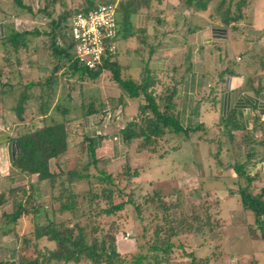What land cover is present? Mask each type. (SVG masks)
Segmentation results:
<instances>
[{
	"label": "rangeland",
	"instance_id": "rangeland-1",
	"mask_svg": "<svg viewBox=\"0 0 264 264\" xmlns=\"http://www.w3.org/2000/svg\"><path fill=\"white\" fill-rule=\"evenodd\" d=\"M106 1L109 0H95V4H102ZM119 1L114 0V3ZM157 1L148 0L149 9L147 12L145 13L146 10L141 8L137 20L132 19L133 31L139 27H146L147 31H150L154 18L164 19L163 24L161 23L157 29L164 35L168 33L167 40L171 46L150 56L147 55V47L144 45H138L139 51L133 52L131 46H136L135 42L130 44L131 49L122 51V48L118 47V51H120L117 55V63L120 66L119 75L123 79L132 78L139 82L141 76H145L140 61H148L146 76L153 87L150 90L155 95H167L174 91L175 99L173 98V102L174 105L178 106V117L182 126H198V130L187 140V144L182 138L168 135L159 140L157 144L161 152L165 151L162 158H158V154L136 153L135 147L138 142L123 143L118 131L126 123L136 118L139 99H128L112 83L110 74L107 72L101 73L97 80L91 81L84 76L80 79L77 76H71L68 71L65 72L67 69L63 66L64 68L60 69L52 78L55 80L53 81L54 86L51 88L53 99L49 105V110H51L50 116L55 120L60 118L57 114L52 113L57 103L67 111L65 125L68 137V154L59 157L58 160H50V172L56 175L57 168H61L63 172L75 169L79 173L94 175L95 172L90 167L87 171H81V166L89 162L87 153L83 152V148H86L87 144L85 139L89 137L97 142L94 157L97 159V167L100 170L110 173L114 178L124 166L129 167L131 172L136 171L138 173L137 178L132 179L128 187L132 191L133 204L126 205L122 211L111 216L98 215L92 212L94 209L92 207H90V211L86 195L89 190L95 189V181L89 179L71 184L72 193L78 197L75 202V210L73 213L60 214L57 212L59 205L56 201L61 190L58 182L56 186L50 188L46 181H40L37 184L40 197L33 199V202L27 199L26 194L29 193L30 195L29 185L36 182L34 175H24L25 178L16 180L15 184L10 187H23L27 193L24 195L18 193L16 197L23 202L25 201L24 204L28 208L32 205L43 208L49 213L47 216H51L50 220L54 223L63 224L68 228L75 225L82 227L87 242H90L93 237L99 238L105 234H112L116 252L126 256V259L138 254H146L147 248L155 238L164 235V231H160L156 236L154 231L158 227L165 228L170 225V223L164 222L163 218L165 217L167 221L183 218L192 229L190 232H183L170 239L172 248L166 257L161 253H154L157 256L148 254V262L151 264H153L151 256L156 257L157 261H160L159 264H190L192 260L197 263L204 259H208L210 264H252V256L258 263L263 264L264 253L261 252H264V246L258 247L256 242H248V237L245 236L248 233L246 226L251 225L254 219L248 211L241 209L238 188L245 187V178L251 177L248 168L252 166V162L248 157L251 155L258 157L263 152L261 145L264 130L261 128L264 127V123H257L260 126H257L255 130H252L253 125H249V129L246 131L228 133L218 123L219 114L216 106L219 96V90L216 89L218 86L222 87L217 74L223 67V61L229 58L230 54L228 61L230 59L235 61L241 68H243L242 64L247 61L239 58L238 52L233 51L231 53L226 43L223 44L224 46H219L220 42L209 43L203 51H199L200 49L197 48L200 46L197 41H195L196 45L193 49L189 47L192 40H186L182 44L181 31L184 27L179 23L180 20L173 18L175 23L173 25L170 16H162L166 11L160 15L157 14V12L162 11L156 5ZM165 1V9L178 8L182 5V0ZM258 1L262 2L263 0ZM160 2L163 1L160 0ZM257 3L252 6V9L256 10L259 7L263 9L264 5ZM35 4L32 6V11L36 13L29 16L28 20L17 21L18 24L14 27L16 29H29L33 26L42 28L45 33L42 41L49 43L50 24L59 23L61 17L70 15L72 11L82 8L84 1L54 0L52 2V0H45L44 4L47 13L50 14L49 18H45L39 13L44 7L43 2L38 4L35 2ZM216 4L217 2L214 1L207 6L204 17L209 14L214 17ZM147 15H149L148 19L146 18ZM174 15L177 16V14ZM117 19L119 20V14H117ZM260 21L264 27V21ZM210 22L211 24L217 23L214 19ZM241 25L242 23L239 22L236 26L238 30L233 33V37L230 35L232 37L230 43L235 48H239L242 44L244 46L245 43L248 44L252 38L251 27L244 28ZM255 26L257 25L254 19L252 27ZM169 38L174 42L170 41ZM147 43L151 44L149 41ZM260 43L264 45V41ZM251 47L253 51L249 47L246 48V50H250L246 56L260 53L258 45ZM187 49L190 52H186ZM221 50H224L225 55ZM43 53L40 51L33 56L28 57L26 55L28 58L25 61L30 64L29 71L25 66L27 63L22 59L25 56L20 53L19 60L21 63L24 62V66L21 64L16 66L15 64L16 67L3 69L0 72V84L11 85L15 88L24 86L27 82L47 77L52 71L54 62L48 53L44 59ZM185 54H187L186 61L183 60ZM222 55L225 56L223 60L218 58ZM246 56L244 59L247 58ZM218 59L222 60V63L218 62ZM260 59L262 62L259 63L261 67L259 68L262 70L264 57H260ZM162 60L163 64L166 61L164 67L160 65ZM2 63L0 57V65ZM186 63L189 64V72H184ZM19 66L21 67L18 70ZM252 68H256V65H253ZM17 73L20 74V78ZM0 90L2 89L0 88ZM4 91L3 94L10 90L5 87ZM17 93L18 90L15 89L8 93L9 98L2 100L5 110L7 107L12 108L9 117L5 116L9 125H14L18 121L13 110ZM31 108L34 110L35 105L33 104ZM88 108H91L94 113L85 115ZM29 116V110H25L21 114L22 121L17 127V131L10 132L12 137L21 134L24 130L39 126L41 123L39 119L34 122L33 126L30 125ZM204 124L206 126H203ZM174 164H178L179 167ZM170 166L172 170H170ZM235 167H240L241 171L235 172ZM176 168L182 173L174 176V174H178ZM174 177L175 180H173ZM263 181L264 176L262 175H258L252 180L248 185L251 195L258 194L264 186ZM154 192H157V197L169 207L166 212L155 209L151 204L145 202L146 199L152 197ZM172 204L177 206L172 208L170 206ZM90 205L94 206L93 204ZM10 207L11 203L5 202L1 206L0 213L2 209L10 213ZM100 207H103L102 203H100ZM44 215L45 212L44 214L42 212L36 221L31 216H25L15 223L10 233H0V262L15 264L17 254L31 256V258L39 256L38 259L40 260L42 255L55 248L53 243L44 238H34L35 227L45 224ZM261 222L264 223V219ZM3 224H5V220L0 217V229L4 227ZM228 226L234 228L233 235L226 230ZM262 230L264 231V227ZM258 248L260 252L257 251ZM249 253L251 258L248 256ZM67 264L91 263L82 257L77 263Z\"/></svg>",
	"mask_w": 264,
	"mask_h": 264
},
{
	"label": "trees",
	"instance_id": "trees-1",
	"mask_svg": "<svg viewBox=\"0 0 264 264\" xmlns=\"http://www.w3.org/2000/svg\"><path fill=\"white\" fill-rule=\"evenodd\" d=\"M83 1L84 5L82 8L72 11L70 15L61 17L59 23L50 24L49 43L42 41L45 37L44 29L34 26L21 31L10 28L6 33L2 32L3 35L0 37V42L4 47V52L1 57L3 63L0 65V72L3 69L14 67L17 63L16 59L19 51L27 52L28 48H32L33 50L31 52L34 53L38 49L44 50L45 58L48 53L49 57L54 62L52 71H50L47 77L37 79L36 81H30L24 86L21 85L15 88H12L11 85L0 84V88L2 89L0 90L1 95L5 92V86L11 87L10 90H18L15 107L13 108L16 113V118L18 119L17 123H21V114L25 110H29L30 125L33 126L34 122H37L38 119L41 122L39 126H35L34 129L28 128L29 130H24L15 137H12L9 133L4 135L10 151V170L12 172V177L21 179L24 175H34L36 177V182L29 185L30 195L29 193L26 194L27 191L20 186L14 188L8 187L6 190L0 192V210L5 202L11 203L10 213L5 212L4 209H2L0 213V217L5 220V224H3L4 227L0 229V233H10L15 223L25 216H31L32 219L36 221L39 215L45 212V224L35 227L34 238H44L55 245V248L48 251L45 255H42L40 260L38 259L39 256L31 258V256L17 254L15 264L77 263L82 257L91 264H151L148 262V254L161 253L166 257L169 250L172 248L170 239L183 232H190L192 229L183 218L167 221L164 217V222L170 223V225L165 228L162 226L158 227L154 231L156 236L160 231H164V235L155 238L153 243L147 248L146 254H138L126 259V256L119 255L116 252L115 240L112 234H105L99 238L93 237L90 242H87L86 234L82 227L75 225L74 227L68 228L63 224H56L50 220L51 216H47L49 213L44 211L43 208L34 205L28 208L26 204H24L25 201L23 202L16 197L18 193L22 195L26 194L27 199L33 202V199L37 198L34 187L40 181H46L50 188L56 186L58 182L61 190L56 199L59 205L57 212L60 214L66 212L73 213L75 210V202L78 197L72 193L70 189L71 184L93 179L95 181V189L89 190L86 195L90 211V207H92L94 208L92 212L98 215L111 216L122 211L126 205L133 204L131 199L132 191L129 190L128 187L130 181L137 178L138 173L136 171L131 172L129 167L124 166L117 177L114 178L110 173L100 170L97 167V159L94 157L97 142L89 137H86V148H83V152L87 153L89 162L81 166V171H87L90 167L95 172L94 175L79 173L75 169L63 172L61 168H57L58 172L56 175L50 172L49 161L58 160L59 157L68 154V137L65 125L67 111L63 106L57 103L52 113L57 114L60 118L59 120H55L50 116L51 110H49V105L53 99L51 88L54 86L53 81L55 80V78L54 80L52 78L60 69L64 68L63 66L67 69L65 72L67 73L68 71V74L71 76H77L79 79L84 76L91 81L97 80L101 73L107 72L110 74L112 83H114L128 99H139L136 109V118L126 123V125L118 131L123 143L130 144L132 141L138 142L135 147V152L138 154H144L143 152L149 155L158 154L157 157L162 158L165 151L161 152L158 149L159 145L157 144L159 140H162V138L164 139L165 136L171 135L175 138H182L187 141L191 138V135L198 130V126H182L178 117V106L174 105L173 102V98L175 99L174 91L167 95H155V93L150 90L153 87L146 76L148 67L147 60L140 61L142 72H145V76H141L139 82H136L132 78L123 79L119 75L120 66L117 63V55L120 51H118V47L123 48L124 44H132L135 42L136 46H131L133 49L129 47L133 52L137 53L139 51L137 49L138 45L147 47L148 56L158 52L157 48H154L155 45L153 43H151L152 45L147 43L146 36L148 34L145 32V29L138 28L133 31L132 19L140 14L141 8L146 11L149 9L148 0H120L118 3H114V0H109L102 4H95V0ZM214 1L217 2L214 11L218 16V18L214 20L221 24L223 28L229 27L230 30L234 31L238 29L236 26L239 22L245 23L246 11L250 7L251 0H182L181 3L186 10L196 14L200 11H206L207 6L214 3ZM42 2L44 4L45 0ZM52 2H54V0H52ZM98 5H115L113 17L114 35L109 41L113 42L116 48L113 54L101 58L98 65H95L93 69H89L75 59L73 43L65 38L64 33L73 13L79 12L85 14ZM43 6L40 13L45 18H49L50 14L47 13L45 4ZM117 14H119V20L117 19ZM147 18H149V15H147ZM212 19V16H207V26H210V20ZM198 22L199 19H197V23ZM197 23L187 26L189 33L199 30L200 27L196 26ZM153 40L156 41L154 38ZM127 49L128 47L124 50ZM224 57L218 56V58L222 60ZM184 59H187V55H184L183 60ZM226 64L229 66L222 72L223 74H230L232 72L230 66H233V62L227 60ZM39 70L41 71V69ZM188 70L189 66L187 65L184 72ZM33 104L35 105L34 110L31 108ZM93 113L94 111L88 108L85 115H91ZM219 123L228 133L245 130L241 112L237 108L230 109L224 117L219 119ZM257 126L256 123L252 130H255ZM261 129L264 130L263 127ZM10 132L13 133L14 129ZM234 169L235 172L241 171L240 167H235ZM237 174L239 175L240 173ZM175 175L177 174H174V176ZM173 180H175V177ZM252 180L253 178L250 177L245 178L246 186L238 188V196L241 209L248 211L249 214L252 215L254 223L258 224L259 221L264 219V186L259 190L258 194L251 195L248 185ZM121 183L122 185L120 186ZM157 195V192H154L152 197L146 199L145 202L151 204L155 209L166 212L169 207H167L166 203L161 201ZM100 203L103 204V207H100ZM170 206L175 208L177 205L172 204ZM151 257L153 264L160 263V261H157L156 257ZM0 264L3 263L0 262ZM190 264L210 263L208 259H204L197 263H194V260H192Z\"/></svg>",
	"mask_w": 264,
	"mask_h": 264
},
{
	"label": "crops",
	"instance_id": "crops-1",
	"mask_svg": "<svg viewBox=\"0 0 264 264\" xmlns=\"http://www.w3.org/2000/svg\"><path fill=\"white\" fill-rule=\"evenodd\" d=\"M43 0H0V37L3 35V33H6V31H8V29L13 28L16 31H20V30H24L23 29H16V27H14L15 25H17V21H24V20H28L29 16L33 15L34 11H32L33 9V5H36L35 2L41 3ZM163 2H160V0H158L156 3V5H158V7L161 8L162 11L157 12V14H161L162 12L166 11L162 16H170L171 17V21L172 24L174 25V21L173 18H175L176 20L179 19L180 20V24L182 27V31H181V38H182V44L188 40H192L190 44V49H193V47L196 45L195 41H197L199 43V47H197L198 49H200L199 51H203V49L205 47H207L206 45L209 43H213V42H220V45H223L226 43V45L229 47L230 52L232 53L233 51H236L239 53L238 57L241 58L243 61H247L245 64H242L243 68L239 67L238 64L235 61H231L233 62V66H230L231 68V73L227 74L224 73L222 71H224L229 65L226 64V61L229 60V58L226 59V61H223V67L222 69H220V71L217 74L218 80H220V84L222 83V87H219L216 90H219V96H218V101H217V113L219 114V119L224 117L226 115V113L233 108H237L240 110L241 112V118L244 122V129L245 131L248 130V126L249 125H253L254 122L259 123V122H263L264 123V68H262V70L260 69V64L262 62V60L260 59V57H264V45H262V43L264 41V27H262V22L260 20L264 21V7L262 9V7L257 8L256 10L252 9V6L254 4H260V5H264V0L261 2H259L258 0H251L250 2V7L248 8V10L246 11V20L245 23H242V27H251L250 30L253 32L252 33V38L250 39L251 41L247 44L245 43L244 46L242 44V46H239V48H235L231 45L230 41L232 42V37H233V33H235L237 30H230L229 27L227 28H223L221 26V24L216 23V24H210V26H207L206 24V19L207 16H205L204 12H199V13H192L189 10H186L181 4L180 7H171L168 9H165V4L166 1L162 0ZM161 3V4H159ZM38 12V11H37ZM147 11H145L146 13ZM40 13V12H39ZM174 14H177V16H175ZM28 15V16H27ZM210 15V14H209ZM141 16V15H140ZM211 16V15H210ZM136 17V18H135ZM134 17V20H137V16ZM156 17V16H155ZM147 18V16H146ZM213 19L218 18L217 14H214V17H212ZM148 19V18H147ZM197 19H199V22L197 23ZM255 19L256 25L254 28L252 27V21ZM154 23L152 25V28L150 31H147L146 27H139V29H145V32L148 34L146 36V40L153 43L155 46L154 48H157L158 52L160 51H164V49L166 47L171 46L170 42L167 40L168 39V33H166V35H164V33H160L157 29V27L159 25H161L162 21L164 19L161 18H154ZM197 23L196 26H199V30H196L192 33H189V29L187 28V26L190 24H194ZM22 24H24L22 22ZM163 24V23H162ZM241 27V29H242ZM3 32V33H2ZM230 35H232V37H230ZM156 39L155 40H153ZM171 38V37H170ZM170 41L174 42L172 39H170ZM180 38V39H181ZM230 39V40H229ZM160 40V42H159ZM131 43V42H130ZM228 43V44H227ZM261 44V45H259ZM253 45H258L259 49H260V53H257L256 55H250L246 56L248 54V52H250V50H246V48H250L252 50ZM130 44H124L123 46V50L125 48H129ZM224 46V45H223ZM222 46V47H223ZM3 45L0 42V57H2L1 55H3L4 49H3ZM235 48V50H234ZM245 48V49H243ZM33 49L32 48H28L27 52L24 51H19L20 53H23V55L25 56V58H22L25 60H27V58L29 56H33L35 54H37L40 51L44 50H36V52H31ZM122 50V51H123ZM253 51V50H252ZM157 52V53H158ZM186 52H190V50L187 49ZM222 53H224V50H221ZM257 52V51H255ZM17 55V63L16 66H18L19 64H21L22 66H24V62H20V55ZM28 57H27V56ZM45 54L43 53L42 56H44ZM187 55V54H185ZM225 55V53H224ZM22 56V54H21ZM223 56V55H222ZM247 57L244 59V57ZM221 57V56H220ZM45 59V56H44ZM185 61L187 59H184ZM221 61V62H220ZM26 62V61H25ZM218 62L222 63V60H219ZM27 64H25L27 71L30 70V64L29 62H26ZM260 63V64H259ZM163 67L166 65V61L163 64V60L162 63L160 64ZM187 65V63H186ZM189 65V64H188ZM253 65H256V68H252ZM15 67V65H14ZM21 66L18 67V70ZM260 67V68H259ZM18 72V71H16ZM222 72L221 76L220 73ZM19 75L20 78V74L17 73ZM223 75V76H222ZM220 77V78H219ZM28 84V82H27ZM8 88V90H10L11 87L5 86ZM13 88V87H12ZM13 90L10 91H6L7 93L2 94L0 93V98L3 97L4 95H6L4 98L0 99V187H1V191L6 190L8 187H10L12 184H15V181L18 180V178L12 177V172L10 170V151H9V147L7 144V141L4 138L5 134L10 135V131L14 129L17 130L18 126L20 125V123H14V125H9V123H7V117H9L12 108L7 107V109H9L8 111L5 110L4 104H2V100L9 98L8 93H11ZM202 112V111H200ZM216 112V110H215ZM6 114V115H5ZM7 116V117H5ZM219 123V121H218ZM255 123V124H256ZM255 124L253 125V127L255 126ZM203 126H206V124H204ZM259 126V125H258ZM252 127V129H253ZM264 129V127H263ZM187 144V141H185ZM262 150L263 152L261 153L260 156L255 157V155H251L250 157H248V159H251L252 162V166L248 168V171L251 175L250 178L255 179V177L257 178L258 175H262L264 176V134L262 137ZM4 154V155H3ZM4 156V158H3ZM175 166L179 167L178 164H174ZM185 168V166H184ZM177 169V168H176ZM170 170L171 166H170ZM8 172V173H7ZM177 172L179 174H181V170L177 169ZM174 173V172H173ZM14 176V175H13ZM25 178V176L22 177V179ZM264 182V181H263ZM35 183V182H34ZM263 184V183H262ZM34 192L37 196V198L40 197V194L38 192L37 189V185L34 187ZM253 224V225H252ZM264 227V223L259 221L258 224L251 223V225H247L246 226V231L248 232L247 235H245L246 237H248V242H252V243H257L258 247L260 246H264V231L262 230V228ZM226 230L229 231V233H231L233 235V231L234 228L233 227H227ZM245 230V229H243ZM250 233V234H249ZM244 234V233H243ZM232 239V238H231ZM230 239V240H231ZM228 243L230 242L229 240L227 241ZM259 248H258V250ZM264 253V252H261ZM251 258V254L249 253L248 255ZM252 264H260L258 263V261H256V259L254 258V256H252ZM255 261V263H254ZM264 264V262H263Z\"/></svg>",
	"mask_w": 264,
	"mask_h": 264
},
{
	"label": "built area",
	"instance_id": "built-area-1",
	"mask_svg": "<svg viewBox=\"0 0 264 264\" xmlns=\"http://www.w3.org/2000/svg\"><path fill=\"white\" fill-rule=\"evenodd\" d=\"M114 10L115 5H98L69 19L64 36L73 43L75 59L89 69L115 52V44L109 41L114 35Z\"/></svg>",
	"mask_w": 264,
	"mask_h": 264
}]
</instances>
